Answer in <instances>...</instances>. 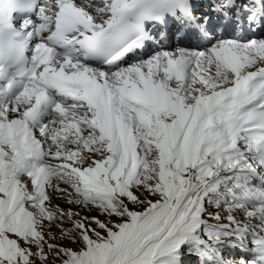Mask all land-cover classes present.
Here are the masks:
<instances>
[{
  "label": "snow or ice",
  "instance_id": "snow-or-ice-1",
  "mask_svg": "<svg viewBox=\"0 0 264 264\" xmlns=\"http://www.w3.org/2000/svg\"><path fill=\"white\" fill-rule=\"evenodd\" d=\"M0 264H264V0H0Z\"/></svg>",
  "mask_w": 264,
  "mask_h": 264
},
{
  "label": "rangeland",
  "instance_id": "rangeland-1",
  "mask_svg": "<svg viewBox=\"0 0 264 264\" xmlns=\"http://www.w3.org/2000/svg\"><path fill=\"white\" fill-rule=\"evenodd\" d=\"M56 203L60 204L62 207H67L61 200H57Z\"/></svg>",
  "mask_w": 264,
  "mask_h": 264
}]
</instances>
